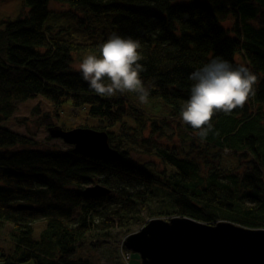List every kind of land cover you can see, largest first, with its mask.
<instances>
[{
	"label": "trees",
	"instance_id": "16d2710c",
	"mask_svg": "<svg viewBox=\"0 0 264 264\" xmlns=\"http://www.w3.org/2000/svg\"><path fill=\"white\" fill-rule=\"evenodd\" d=\"M24 2L19 16L0 22V223L13 232V246L7 255L0 253V264H90L74 257L86 238L107 236L117 224L135 222L144 210L149 217L176 214L264 228V0ZM112 32L141 42L140 62L146 68L141 77L155 85L147 104L135 93L101 97L73 68V52H99ZM217 56L234 66L245 64L260 80L242 109L213 117L214 130L201 141L179 113L190 95V73ZM36 96L57 109L65 102L84 109L98 122L94 129L108 132L121 158L40 149L32 134L1 126L18 104ZM148 104L161 112H152ZM173 119L189 149L180 153L142 137L154 148L146 152L161 164L154 176L153 166L130 158L132 143L147 127L158 132ZM51 123L42 120L45 128ZM115 126L116 132L107 130ZM208 150L212 158L229 151L237 165L248 156L245 172L209 164ZM91 181L108 186L112 194L84 198L81 189ZM20 202L33 208L19 210ZM40 221L44 225L35 236L34 225Z\"/></svg>",
	"mask_w": 264,
	"mask_h": 264
},
{
	"label": "clouds",
	"instance_id": "9594fccd",
	"mask_svg": "<svg viewBox=\"0 0 264 264\" xmlns=\"http://www.w3.org/2000/svg\"><path fill=\"white\" fill-rule=\"evenodd\" d=\"M141 42L132 36L112 32L100 44L99 52L86 55L77 65L89 88L101 97L135 93L141 104H147L154 84H146L141 73L146 71ZM190 95L180 109L181 122L190 125L201 141L213 132V117L230 115L242 109L255 96L260 78L245 64L233 65L217 56L190 73ZM123 264L129 255L121 248Z\"/></svg>",
	"mask_w": 264,
	"mask_h": 264
},
{
	"label": "rangeland",
	"instance_id": "374dc122",
	"mask_svg": "<svg viewBox=\"0 0 264 264\" xmlns=\"http://www.w3.org/2000/svg\"><path fill=\"white\" fill-rule=\"evenodd\" d=\"M50 5H52V3H49V6ZM25 8L26 6L24 0H0V22L1 20L15 19L23 10H25ZM51 20H54V18ZM91 53L98 54V52L90 49L73 52L72 56L74 58L75 65L73 68L76 70L77 65L82 61V59ZM148 106L147 107L154 113L161 112V109L157 106H153V104H148ZM43 115H45V118L48 116V118H43ZM42 120H52V125L61 124L64 125L66 129L80 126L94 127L98 124L96 120L87 115L84 109L73 108L70 106L69 102L63 103L61 109H57L44 97L36 96L18 104L14 116L3 121L1 126L19 134H32L37 140V147L40 149L69 148V146L64 144L61 140L51 139L48 136L46 128L43 126L44 124H42ZM167 124V126L161 127L158 132L154 131L153 127L151 132L150 128L147 127L142 133L137 134L138 138L135 142H131L133 144V149L130 150V158L140 166H153V169H156L153 173L154 176H158V172L162 170L161 164L153 154L146 152V149L154 151V148L143 143L141 140L142 137H151V142L154 146L174 148L180 153L188 152L189 149L188 142L182 141L177 120L173 119ZM129 125L131 130H134L135 124L132 119L130 120ZM107 130L116 132V126ZM131 130H127V132L132 133ZM192 134L196 135L195 133ZM47 137H49V139ZM194 144L200 146L197 141H194ZM212 153V150H208L205 153V160H207L209 164H216L223 168V170L235 169L234 171L239 174L245 172V167L247 168L246 161L249 160L248 156L242 157L241 160L245 161H242L241 164L237 165L235 160L230 157L229 151L227 150H223L220 155L215 158H212ZM196 157L200 162H204V157L197 155ZM167 169L169 171L171 170L169 167ZM2 171L3 169L0 167V176ZM113 208L115 207L113 206ZM148 215L149 214L144 210L142 211V217L136 218L137 220L135 222H131L134 221L131 220L123 227H120L117 224L114 229L108 231L109 234L107 236L100 235L97 237L96 235H93L88 237L83 247L76 250V255L74 257L88 261L90 264H123L120 256V250L123 248L121 242L124 239V235H126V233L139 230L144 220L149 217ZM212 222L214 221L209 223ZM43 225L44 222L42 221L35 223V236L39 235V231ZM10 230L11 227L9 225H3L0 223V253H2L3 256L7 255V253L11 250L9 247L11 245L13 246V232L10 233ZM128 263L139 264V256L136 253H131V258L128 260Z\"/></svg>",
	"mask_w": 264,
	"mask_h": 264
},
{
	"label": "water",
	"instance_id": "95a60500",
	"mask_svg": "<svg viewBox=\"0 0 264 264\" xmlns=\"http://www.w3.org/2000/svg\"><path fill=\"white\" fill-rule=\"evenodd\" d=\"M47 131L52 138L74 144L75 152L121 158L109 146L104 131L89 127L64 131L58 125L49 126ZM99 186L87 185L82 193L92 197L110 193ZM16 207L32 208L24 203ZM123 243L126 249L138 253L141 264H264V229H246L227 221L207 224L189 217L154 219L127 236Z\"/></svg>",
	"mask_w": 264,
	"mask_h": 264
},
{
	"label": "bare ground",
	"instance_id": "6f19581e",
	"mask_svg": "<svg viewBox=\"0 0 264 264\" xmlns=\"http://www.w3.org/2000/svg\"><path fill=\"white\" fill-rule=\"evenodd\" d=\"M73 57V56H72ZM74 59V58H73ZM74 65V64H73ZM72 66V65H71ZM75 66V65H74ZM16 112V111H15ZM14 115V114H13ZM49 126H54V125H48L47 127L49 128ZM58 126H60L61 127V129H63L64 131H70V130H72V129H75V128H88V126H80V127H72V128H70V129H66L65 128V126L64 125H61V124H59ZM46 127V131H47V128ZM89 128H93V127H89ZM94 129V128H93ZM97 131H104L106 134H107V136H108V132L105 130V129H96ZM19 134V133H18ZM29 133H25V134H23V135H28ZM47 134H48V136H49V133H48V131H47ZM32 137V136H31ZM50 137V136H49ZM48 137V138H49ZM51 139H56V138H52V137H50ZM59 140H61V139H59ZM62 141V140H61ZM63 142V141H62ZM64 143V142H63ZM108 143H109V146L110 147H112L111 146V142H110V140H109V137H108ZM64 144H66V143H64ZM67 145V144H66ZM29 146H30V144H27L26 145V147L27 148H29ZM68 146H69V149H71V151L72 152H74V153H77V152H75V151H73V148H74V144L73 145H70V144H68ZM223 149H226V148H223ZM119 154H120V150H118V149H115ZM80 153V152H79ZM82 153H84V152H82ZM84 154H86V153H84ZM121 155V154H120ZM103 157H108V156H103ZM111 158V157H110ZM114 159H119V158H114ZM137 164V163H136ZM138 165V164H137ZM191 166V165H190ZM192 167V166H191ZM219 167V166H218ZM221 168V167H220ZM222 169V168H221ZM0 178H1V176H0ZM221 179H223V177L221 178ZM224 180V179H223ZM87 185H90V187L91 188H95V187H97V186H103V187H106L107 189H109L110 190V193L109 194H107V195H105V196H103V197H99V196H95V197H92V196H90V195H84L83 193H82V190H83V188L85 187V186H87ZM87 185H85V186H83V188L81 189V195L84 197V198H86V199H89V200H91V199H97V198H106L107 196H110L111 194H112V189L111 188H109L108 186H105V185H103V184H101L100 182H97V181H91L90 183H88ZM99 186V187H100ZM136 196V195H135ZM21 203H23V202H20V203H17V204H21ZM17 204H16V206H17ZM24 204H29V203H24ZM29 205H31L32 206V208H33V205L32 204H29ZM17 208V207H16ZM31 208V209H32ZM30 209V210H31ZM22 210H26V209H22ZM149 216V215H148ZM173 217H189V216H184V215H176V214H172V215H170V216H163V217H158V216H154V217H148L146 220V222H145V224H143L141 227H140V229L143 227V226H145L146 224H147V222L148 221H150V220H154V219H159V220H164V221H168L169 219H171V218H173ZM189 218H191V217H189ZM196 220V219H195ZM198 221V220H197ZM218 221H227V222H231V223H234V224H236V225H239V226H241V227H243V228H246V229H261V228H251V227H247V226H244V225H241V224H237L236 222H233V221H230V220H216V221H214V222H212V223H209V222H203V223H207V224H214V223H216V222H218ZM200 222H202V221H200ZM139 229V230H140ZM262 229H264V228H262ZM139 230H137V231H139ZM137 231H134V232H131V233H127L126 235H124V239L122 240V242H121V245H122V247L124 248V251L129 255V259L131 258V253H136V252H133V251H131V250H128V249H126L125 248V246H124V240L126 239V237L127 236H129V235H131V234H133V233H135V232H137ZM87 239V238H86ZM87 241V240H86ZM137 255H138V253H136ZM139 256V255H138ZM128 259V260H129ZM139 264H141V261H140V257H139ZM127 264H129L128 262H127Z\"/></svg>",
	"mask_w": 264,
	"mask_h": 264
}]
</instances>
